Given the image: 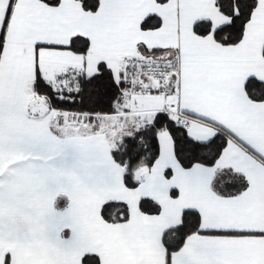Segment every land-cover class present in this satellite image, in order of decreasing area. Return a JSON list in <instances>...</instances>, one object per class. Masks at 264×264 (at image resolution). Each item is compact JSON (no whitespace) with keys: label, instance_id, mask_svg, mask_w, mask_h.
<instances>
[{"label":"snow or ice","instance_id":"6c2138e0","mask_svg":"<svg viewBox=\"0 0 264 264\" xmlns=\"http://www.w3.org/2000/svg\"><path fill=\"white\" fill-rule=\"evenodd\" d=\"M0 264H264V0H0Z\"/></svg>","mask_w":264,"mask_h":264},{"label":"trees","instance_id":"16d2710c","mask_svg":"<svg viewBox=\"0 0 264 264\" xmlns=\"http://www.w3.org/2000/svg\"><path fill=\"white\" fill-rule=\"evenodd\" d=\"M79 102V98H77V103ZM66 107H69V106H71V107H75L74 105H71V104H69V105H65Z\"/></svg>","mask_w":264,"mask_h":264}]
</instances>
